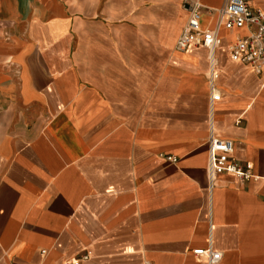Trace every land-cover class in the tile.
<instances>
[{
  "label": "crops",
  "instance_id": "0c3cea01",
  "mask_svg": "<svg viewBox=\"0 0 264 264\" xmlns=\"http://www.w3.org/2000/svg\"><path fill=\"white\" fill-rule=\"evenodd\" d=\"M191 1L213 30L226 0H0V264H264V71L222 29L213 103ZM211 135L252 179L210 189Z\"/></svg>",
  "mask_w": 264,
  "mask_h": 264
},
{
  "label": "built area",
  "instance_id": "2783aa9c",
  "mask_svg": "<svg viewBox=\"0 0 264 264\" xmlns=\"http://www.w3.org/2000/svg\"><path fill=\"white\" fill-rule=\"evenodd\" d=\"M206 8L199 1H191L187 5L188 21L179 36L175 50L185 53L190 47H202L209 53L210 78L209 88L212 102L220 100L216 82V53L221 46L220 31L245 30L246 36L232 43L228 50L230 58L235 63L250 67L251 71L261 75L264 71V12L253 9L249 0H226L224 6L214 12L217 15L213 30L203 28L201 17ZM208 167L207 176L212 190L217 179L223 175H231L238 181H249L254 176L249 169L237 161L233 155L234 143L211 135L208 140ZM169 162L177 163L176 159L169 158ZM45 254V253H43ZM193 255L201 259L204 264H220L222 255L213 251L212 247L198 249ZM87 260V257L82 259ZM82 261L66 262L64 264H81Z\"/></svg>",
  "mask_w": 264,
  "mask_h": 264
},
{
  "label": "rangeland",
  "instance_id": "374dc122",
  "mask_svg": "<svg viewBox=\"0 0 264 264\" xmlns=\"http://www.w3.org/2000/svg\"><path fill=\"white\" fill-rule=\"evenodd\" d=\"M94 2V8H93V10H94V12H99L100 13V11H101V8H102V5H103V2L104 1H107V0H93ZM110 1H113V2H115V3H113V5H111V6H113V8H115L114 10H117V6H118V4L121 6V3H124L125 4V6H126V9H128L129 8V2H131L132 0H110ZM188 5V4H187ZM187 7V6H186ZM179 38V37H178ZM133 36L132 35H127V47L130 45V46H133V43H134V41H133ZM178 40V39H177Z\"/></svg>",
  "mask_w": 264,
  "mask_h": 264
},
{
  "label": "bare ground",
  "instance_id": "6f19581e",
  "mask_svg": "<svg viewBox=\"0 0 264 264\" xmlns=\"http://www.w3.org/2000/svg\"><path fill=\"white\" fill-rule=\"evenodd\" d=\"M203 16L201 17V22H202Z\"/></svg>",
  "mask_w": 264,
  "mask_h": 264
}]
</instances>
